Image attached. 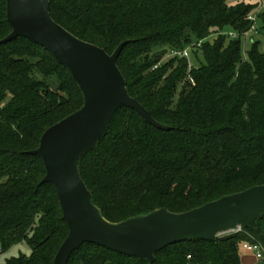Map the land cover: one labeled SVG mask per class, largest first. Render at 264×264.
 Wrapping results in <instances>:
<instances>
[{
	"label": "trees",
	"instance_id": "trees-1",
	"mask_svg": "<svg viewBox=\"0 0 264 264\" xmlns=\"http://www.w3.org/2000/svg\"><path fill=\"white\" fill-rule=\"evenodd\" d=\"M263 3L49 0L51 18L78 39L108 54L128 42L117 67L129 95L171 128L156 129L122 107L96 151L81 157L80 176L107 221L161 208L184 213L264 185V54L250 37L243 57L241 41L249 16L256 15L255 35L264 30ZM10 32L0 0V40ZM186 48L197 66L169 57ZM82 105L69 72L45 49L24 38L0 45V257L17 246L30 250L0 264H52L67 237L54 189L40 185L43 163L27 153ZM243 230L168 246L152 264H242L244 242L264 249V218ZM67 264L149 263L84 244Z\"/></svg>",
	"mask_w": 264,
	"mask_h": 264
},
{
	"label": "water",
	"instance_id": "water-1",
	"mask_svg": "<svg viewBox=\"0 0 264 264\" xmlns=\"http://www.w3.org/2000/svg\"><path fill=\"white\" fill-rule=\"evenodd\" d=\"M6 21L11 32L0 45L24 38L42 47L69 72L83 97L82 107L49 127L38 148L27 153L41 159L45 175L40 185L49 184L54 189L68 228L52 264H67L84 244L152 264L155 254L168 246L193 240L215 242L221 233L238 227L248 229L264 218V185H260L184 213L161 208L117 223L107 221L80 176L81 157L96 151L122 107L134 110L156 129L171 130L155 121L128 93L117 67L128 42L108 54L78 39L51 18L49 0H6Z\"/></svg>",
	"mask_w": 264,
	"mask_h": 264
},
{
	"label": "built area",
	"instance_id": "built-area-1",
	"mask_svg": "<svg viewBox=\"0 0 264 264\" xmlns=\"http://www.w3.org/2000/svg\"><path fill=\"white\" fill-rule=\"evenodd\" d=\"M262 9H264V3L262 4ZM248 21H250L251 25L249 28V31L247 34H256L257 33V19H256V15H252L249 16ZM246 34V35H247ZM229 36H234V34L229 33ZM189 49L186 48L183 51H171L169 54L170 58H189L188 55ZM244 230L241 227L235 228L233 230H229L226 231L224 233H221L220 235H218V237L220 236H229V235H233V234H238V233H243ZM241 249L244 253H249L251 255H253L254 259L258 262H262L264 260V249L261 246V244L257 243V242H244L241 246Z\"/></svg>",
	"mask_w": 264,
	"mask_h": 264
},
{
	"label": "rangeland",
	"instance_id": "rangeland-1",
	"mask_svg": "<svg viewBox=\"0 0 264 264\" xmlns=\"http://www.w3.org/2000/svg\"><path fill=\"white\" fill-rule=\"evenodd\" d=\"M250 37H253L255 41L259 42V51L264 54V30H260L259 34L255 35L253 33L247 34L246 38H242V55L243 57H246V53L251 49V40ZM189 57V63L193 64L196 63V61ZM200 63H203V60L201 57H199ZM199 63H196L195 66H197ZM224 237V236H220ZM254 242V241H252ZM242 250V249H241ZM30 253L29 248L26 245L17 246L14 249H12L7 255H4L3 257H0V263L3 262L5 258L12 257V256H18L19 254L28 255ZM242 255L244 254L243 251H241ZM256 261V260H255ZM254 264H264V262L256 261Z\"/></svg>",
	"mask_w": 264,
	"mask_h": 264
},
{
	"label": "crops",
	"instance_id": "crops-1",
	"mask_svg": "<svg viewBox=\"0 0 264 264\" xmlns=\"http://www.w3.org/2000/svg\"><path fill=\"white\" fill-rule=\"evenodd\" d=\"M240 258L242 264H254L256 262L253 255L249 253H244L243 255L241 254Z\"/></svg>",
	"mask_w": 264,
	"mask_h": 264
}]
</instances>
